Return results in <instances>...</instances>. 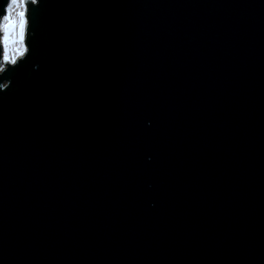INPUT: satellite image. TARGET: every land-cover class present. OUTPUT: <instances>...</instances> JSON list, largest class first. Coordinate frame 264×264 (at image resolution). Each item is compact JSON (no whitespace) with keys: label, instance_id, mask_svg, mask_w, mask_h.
Masks as SVG:
<instances>
[{"label":"water","instance_id":"95a60500","mask_svg":"<svg viewBox=\"0 0 264 264\" xmlns=\"http://www.w3.org/2000/svg\"><path fill=\"white\" fill-rule=\"evenodd\" d=\"M25 43L0 264H264V0H39Z\"/></svg>","mask_w":264,"mask_h":264},{"label":"snow or ice","instance_id":"6c2138e0","mask_svg":"<svg viewBox=\"0 0 264 264\" xmlns=\"http://www.w3.org/2000/svg\"><path fill=\"white\" fill-rule=\"evenodd\" d=\"M39 0H6V7L0 8V49L5 63L17 64L25 57L29 48L25 43L29 25V4L37 5ZM11 49L13 55H9ZM4 65L0 64V71Z\"/></svg>","mask_w":264,"mask_h":264},{"label":"rangeland","instance_id":"374dc122","mask_svg":"<svg viewBox=\"0 0 264 264\" xmlns=\"http://www.w3.org/2000/svg\"><path fill=\"white\" fill-rule=\"evenodd\" d=\"M9 55H10V56H11V55H13V53H12L11 49L9 50Z\"/></svg>","mask_w":264,"mask_h":264}]
</instances>
